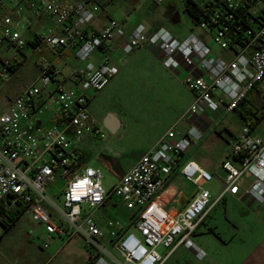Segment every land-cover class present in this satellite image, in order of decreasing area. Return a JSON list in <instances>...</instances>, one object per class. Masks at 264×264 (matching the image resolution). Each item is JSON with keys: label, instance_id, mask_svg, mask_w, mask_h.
<instances>
[{"label": "built area", "instance_id": "2783aa9c", "mask_svg": "<svg viewBox=\"0 0 264 264\" xmlns=\"http://www.w3.org/2000/svg\"><path fill=\"white\" fill-rule=\"evenodd\" d=\"M111 1L0 0V46L21 55L28 48L41 56L35 80L0 104V210L25 205L45 229V248L56 235L79 237L94 257L92 264H162L180 246L202 259L206 253L193 236L219 202L228 195L249 196L264 205V137L255 128L245 124L228 140L232 159L222 163L225 177L216 195L201 186L213 180L212 172L193 160L180 162L256 86L264 94V0H196L202 11L192 19L214 33L222 54L205 36L179 38L163 26L139 22L128 29L124 20L112 18L94 29ZM119 39L126 55L142 48L157 52L193 100L108 193L101 169L82 162L79 146L88 135H104L106 128L88 106L119 67L106 55L65 74L54 58L70 51L77 60L88 61L97 51L107 54ZM21 64L20 59L0 57V90ZM176 170L197 185V192L173 213L165 207L164 193ZM57 180L63 184L54 196L61 197V205L48 193ZM110 195L134 213L132 226L139 236L120 220L99 223L94 213ZM159 246L167 249L164 256Z\"/></svg>", "mask_w": 264, "mask_h": 264}, {"label": "rangeland", "instance_id": "374dc122", "mask_svg": "<svg viewBox=\"0 0 264 264\" xmlns=\"http://www.w3.org/2000/svg\"><path fill=\"white\" fill-rule=\"evenodd\" d=\"M106 11L113 18L124 20L130 27L142 22L153 27L163 26L180 38L191 33L205 36L208 45L215 52H224L215 43L214 33L209 29H205V32L194 23L185 10V0H114ZM24 55L5 45L0 46V57L17 58L22 62L13 78L1 87L0 104L3 97L18 93L37 76L36 62L41 56L31 54L28 48L24 50ZM106 55L97 51L88 61L74 59L71 65L83 66L88 62L96 64ZM110 55L118 65L119 73L103 90L95 94L88 108L99 126L103 125V119L109 114L116 116L121 123L115 133L106 128L103 136L87 141L80 149L81 160L85 165L101 169L102 185L108 193L112 192L119 181L118 173L136 163L152 141L180 119L193 98L192 92L182 84L180 77L169 72L162 64L157 52L151 53L147 48H142L132 55H126L122 49L115 48ZM63 62L61 60L58 67L67 73L68 67L65 68ZM253 102L261 108V115L264 110V94L254 90ZM241 109H244L243 105L223 116L216 125L217 130L204 140V145L198 147V159L214 175L212 181H202L201 186L213 194H217L223 187L225 172L222 161L229 158L228 138L245 125L240 115ZM255 131L264 137V119L256 126ZM105 161L110 162L113 168L105 164ZM62 184L61 180L51 183L48 186L49 195L54 198L59 195ZM55 199L58 204H62L61 197ZM84 208L87 212L93 211L88 205H84ZM128 211L119 197L110 195L94 215L97 218L109 216L125 223ZM204 221L193 240L206 253L205 257L198 259L191 249L180 246L162 264H264V232L255 233V229L264 231V226L248 216L244 205L230 198L223 199ZM131 228L135 234L140 235L134 227ZM2 230L0 225V231ZM43 232L44 227L34 221L30 212H25L17 224L3 236L0 250L11 251L20 247L15 254L16 260L23 261L24 264H88L90 252L85 250L79 237L55 236L51 246L45 249L43 236L46 235ZM28 236H31L29 239L34 244L32 249L26 240ZM62 242L67 245L54 255ZM259 244L261 246L257 247ZM69 246H75L78 250L71 252ZM158 250L163 256L167 252L164 246H159ZM8 254L13 255L10 252Z\"/></svg>", "mask_w": 264, "mask_h": 264}, {"label": "crops", "instance_id": "0c3cea01", "mask_svg": "<svg viewBox=\"0 0 264 264\" xmlns=\"http://www.w3.org/2000/svg\"><path fill=\"white\" fill-rule=\"evenodd\" d=\"M112 1H114V0H112ZM112 1L105 7V9L99 14V16H98V18H97V20L95 21V23H94V29H99V28H101V27H103L110 19H112L113 17L112 16H110V14L106 11L107 10V7L112 3ZM43 21H46V19L44 18L43 19ZM128 27V29H131L132 27H130V26H127ZM157 27H159V26H157ZM180 38V37H179ZM121 42H122V40L121 39H119V40H117V41H115L113 44H112V47H111V49H109L108 50V52H107V55L111 58V53L115 50V48L116 49H120L121 50ZM148 50H150V49H148ZM151 51V50H150ZM151 53H152V51H151ZM77 60L74 56H73V53L72 52H70V51H66L65 53H63L61 56H58V57H56V58H54V61L56 62V64L58 65V63L62 60V61H64L63 62V66H65V68L66 67H68V70L70 71V69L72 68V67H75V66H78V64H72L71 65V63H72V60ZM103 60V59H102ZM112 60V59H111ZM101 60H98L97 61V63L98 62H100ZM113 61V60H112ZM114 62V61H113ZM77 63V62H76ZM96 63V64H97ZM115 63V62H114ZM68 71V72H69ZM64 72V71H63ZM67 72V73H68ZM170 72V71H169ZM65 74H67L66 72H64ZM172 73V72H171ZM175 76H177L175 73H173ZM71 86V85H70ZM23 90V88L18 92V93H16V94H13V95H7V96H5V97H3V99H2V102L1 103H5L6 101H7V99H9L10 97H12V96H15V95H17V94H19L21 91ZM192 100H193V98H192ZM192 102V101H191ZM190 102V103H191ZM190 105V104H189ZM46 120V122L47 123H49L50 121H51V119L50 118H47V119H45ZM121 123V122H120ZM120 123H119V126H120ZM206 124V126L208 127L209 126V123H205ZM215 130H217L216 129V127L212 130V131H210L209 133H208V135H207V137L205 138V140L206 139H208L210 136H211V134L215 131ZM165 133V132H164ZM163 134V133H162ZM161 134V135H162ZM161 135H159L158 137H156L153 141H152V143L149 145V147L147 148V150L144 152V153H146L147 151H149L150 149H151V147L157 142V140L160 138V136ZM232 135L233 134H231V136L228 138V140L232 137ZM99 136H95V135H88L86 138H85V140H84V142L79 146V151H80V149H81V147L82 146H84V144L87 142V141H92V140H95L96 138H98ZM205 144V141H203L202 143H201V145H204ZM200 145V146H201ZM81 152V151H80ZM81 158H82V154H81ZM228 159H232V158H227V159H223V161H225V160H228ZM187 160H193V161H195L197 164H199L201 167H203L204 169H206V170H208L206 167H205V164H204V162H202V161H200L199 159H198V147L197 148H192V149H190L189 151H187L185 154H183L181 157H180V162H181V164H183V163H185ZM222 161V162H223ZM221 162V163H222ZM105 164H109L110 165V162H108V161H105ZM135 163H133L131 166H129V168L127 169V170H125L124 172H119L118 173V178H120L122 175H124L125 173H127L130 169H131V167L134 165ZM110 167L111 168H113L112 167V165H110ZM209 171V170H208ZM196 192H197V185L195 184V183H193L192 181H189L179 170H176L174 173H173V175H172V177H171V179H170V181H169V183H168V185H167V187H166V191H165V193H164V196H166V202H165V207L167 208V209H169L171 212H173V213H175V212H177V211H180V210H182V209H184L188 204H189V202L192 200V198L194 197V195L196 194ZM214 195H216V194H214ZM227 198H230L231 200H233V201H235V202H237V203H240V204H242V205H244L245 206V208L247 209V211H248V216L249 217H252V219H254V222H257V223H259L260 225H263L264 226V207L262 206V205H259V204H257V203H255V202H253V200L249 197V196H244L242 199H239L237 196H231V195H228V196H226L225 198H224V200L225 199H227ZM26 212H28V211H26ZM211 213V212H210ZM209 213V214H210ZM22 217V216H21ZM20 217V218H21ZM20 218L17 220V222L20 220ZM111 218L108 216V217H106V216H100L99 218H98V221H99V223L102 225V226H106L107 225V223H108V221L110 220ZM135 220H136V218L134 217V213L132 212V211H128V219H127V222H125V224H126V228H128V229H132L131 227H133L132 226V224L135 222ZM205 220V219H204ZM35 221V220H34ZM17 222L12 226V227H14L16 224H17ZM37 222V221H36ZM205 221H203L202 222V224L204 223ZM201 224V225H202ZM1 225V224H0ZM200 225V226H201ZM2 226V225H1ZM200 228V227H199ZM10 231V230H9ZM198 231L199 230H197V232L195 233V235L198 233ZM261 232H264V231H262L261 229H255V233H257V234H261ZM43 233H45V229H44V232ZM42 233V234H43ZM41 234V235H42ZM194 235V236H195ZM33 236V235H32ZM56 236H58L59 238H62V237H60L59 235H56ZM55 237V236H54ZM29 238H31V236H28V238L26 239V240H28L29 241V243H30V246H31V249L34 247V244H33V242L29 239ZM80 240H81V242H82V244H83V246H84V248H85V250L86 251H88L87 249H86V246H85V244H84V242H83V240L81 239V238H79ZM264 242V239L262 240V243ZM51 243H52V241L50 242V245H49V247L51 246ZM44 244V243H43ZM261 244V243H260ZM257 245V247H260L261 245ZM64 245H67L66 243H64V242H62V244H60L58 247H57V250L54 252V255H56V253H59L60 251H62L63 250V246ZM49 247H47V248H49ZM43 248H45L44 247V245H43ZM264 248V247H263ZM46 249V248H45ZM20 250V247L18 248H14V249H12L11 251H9V250H7V249H5V250H0V264H24L25 262H23V261H17L16 259H17V256L15 255L18 251ZM22 250V249H21ZM24 250V249H23ZM69 250L71 251V252H75V251H77L78 249H76V247L75 246H69ZM263 251H264V249H263ZM8 252H10V253H12L13 255L12 256H10V254H8ZM88 254V253H87ZM53 254L51 255L52 257L54 256ZM35 256V255H34ZM87 258H88V255H86V262H87Z\"/></svg>", "mask_w": 264, "mask_h": 264}, {"label": "trees", "instance_id": "16d2710c", "mask_svg": "<svg viewBox=\"0 0 264 264\" xmlns=\"http://www.w3.org/2000/svg\"><path fill=\"white\" fill-rule=\"evenodd\" d=\"M202 7L196 0H186V12H188L191 17H195L196 14L201 13ZM254 90H259L256 86L252 91H250L239 103L238 107L239 109L241 105L244 106V109L240 110V115L242 119L244 120L245 124L251 126L252 128H256V126L264 119V110L259 115V112L261 110L260 107H258L253 102V93ZM264 108V105L262 106ZM26 206L22 204H17L15 206L10 207L9 209H1L0 210V224L3 227V230L0 231V241L2 240L3 236L12 228V226L17 222V220L26 212ZM93 255L90 253L89 255V262L88 264H92L93 262Z\"/></svg>", "mask_w": 264, "mask_h": 264}, {"label": "water", "instance_id": "95a60500", "mask_svg": "<svg viewBox=\"0 0 264 264\" xmlns=\"http://www.w3.org/2000/svg\"><path fill=\"white\" fill-rule=\"evenodd\" d=\"M102 123L110 132L115 133L119 127L120 120L116 116L109 114L103 119Z\"/></svg>", "mask_w": 264, "mask_h": 264}]
</instances>
